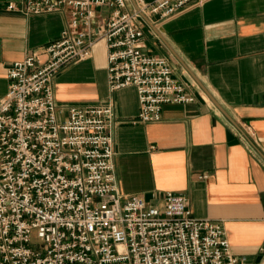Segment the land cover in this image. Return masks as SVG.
<instances>
[{"label": "built area", "instance_id": "2783aa9c", "mask_svg": "<svg viewBox=\"0 0 264 264\" xmlns=\"http://www.w3.org/2000/svg\"><path fill=\"white\" fill-rule=\"evenodd\" d=\"M195 0H20L24 15H68L42 52L8 66L0 97V264H243L222 224L192 216L188 197L165 191L148 201L123 195L114 163V102L60 104L51 81L64 67L106 48L111 92L132 85L134 122L161 121L167 103H187L169 60L143 48L144 21ZM110 13L102 16L101 8ZM202 174L201 178H206ZM33 238L35 240H33Z\"/></svg>", "mask_w": 264, "mask_h": 264}, {"label": "crops", "instance_id": "0c3cea01", "mask_svg": "<svg viewBox=\"0 0 264 264\" xmlns=\"http://www.w3.org/2000/svg\"><path fill=\"white\" fill-rule=\"evenodd\" d=\"M9 1L20 0H0V97L9 85L10 63L31 50L44 59L43 47L68 21L60 12L9 11ZM133 7L130 0L127 9ZM110 10L102 7V16ZM148 20L141 24L144 50L168 58L193 101L164 104L161 121L134 122L135 87L109 90L102 40L91 58L55 74L56 100L111 99L119 191L148 201L165 191L184 194L192 216L223 225L243 264H264V0H195Z\"/></svg>", "mask_w": 264, "mask_h": 264}, {"label": "water", "instance_id": "95a60500", "mask_svg": "<svg viewBox=\"0 0 264 264\" xmlns=\"http://www.w3.org/2000/svg\"><path fill=\"white\" fill-rule=\"evenodd\" d=\"M133 2H134V4H135V1H134V0H133ZM135 7H136V4H135ZM142 17H143L146 21L149 22L148 18H147L144 14H142ZM216 104H217V103H216Z\"/></svg>", "mask_w": 264, "mask_h": 264}, {"label": "rangeland", "instance_id": "374dc122", "mask_svg": "<svg viewBox=\"0 0 264 264\" xmlns=\"http://www.w3.org/2000/svg\"><path fill=\"white\" fill-rule=\"evenodd\" d=\"M33 240H35V239L33 238Z\"/></svg>", "mask_w": 264, "mask_h": 264}]
</instances>
